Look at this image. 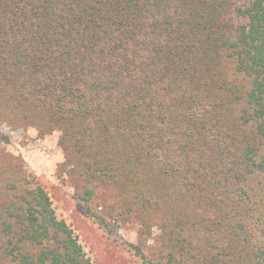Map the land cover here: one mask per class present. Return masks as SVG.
Listing matches in <instances>:
<instances>
[{
  "label": "trees",
  "instance_id": "obj_1",
  "mask_svg": "<svg viewBox=\"0 0 264 264\" xmlns=\"http://www.w3.org/2000/svg\"><path fill=\"white\" fill-rule=\"evenodd\" d=\"M3 123L158 214L152 264H264V0H0ZM0 264H93L1 157Z\"/></svg>",
  "mask_w": 264,
  "mask_h": 264
},
{
  "label": "rangeland",
  "instance_id": "obj_2",
  "mask_svg": "<svg viewBox=\"0 0 264 264\" xmlns=\"http://www.w3.org/2000/svg\"><path fill=\"white\" fill-rule=\"evenodd\" d=\"M227 73L231 79V63ZM0 134L9 136V142H0V157L20 165L32 184L46 190L55 215L69 225L93 264H152L160 257V216L154 214L144 230L134 211L116 201L112 185L91 183L76 167L68 166L59 130L41 135L35 126L3 123ZM86 189L92 190V196L82 200L79 197Z\"/></svg>",
  "mask_w": 264,
  "mask_h": 264
}]
</instances>
